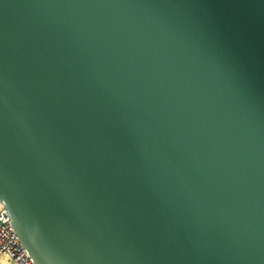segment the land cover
Wrapping results in <instances>:
<instances>
[{
  "label": "water",
  "instance_id": "95a60500",
  "mask_svg": "<svg viewBox=\"0 0 264 264\" xmlns=\"http://www.w3.org/2000/svg\"><path fill=\"white\" fill-rule=\"evenodd\" d=\"M0 203L33 264H264V0H0Z\"/></svg>",
  "mask_w": 264,
  "mask_h": 264
},
{
  "label": "built area",
  "instance_id": "2783aa9c",
  "mask_svg": "<svg viewBox=\"0 0 264 264\" xmlns=\"http://www.w3.org/2000/svg\"><path fill=\"white\" fill-rule=\"evenodd\" d=\"M4 257V259H3ZM0 264H33L15 235L11 220L0 203Z\"/></svg>",
  "mask_w": 264,
  "mask_h": 264
},
{
  "label": "bare ground",
  "instance_id": "6f19581e",
  "mask_svg": "<svg viewBox=\"0 0 264 264\" xmlns=\"http://www.w3.org/2000/svg\"><path fill=\"white\" fill-rule=\"evenodd\" d=\"M3 259H4V257H3Z\"/></svg>",
  "mask_w": 264,
  "mask_h": 264
}]
</instances>
